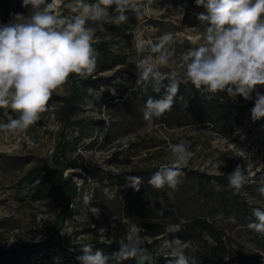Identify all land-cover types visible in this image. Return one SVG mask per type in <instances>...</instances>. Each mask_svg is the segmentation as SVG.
<instances>
[{
  "label": "rangeland",
  "instance_id": "obj_1",
  "mask_svg": "<svg viewBox=\"0 0 264 264\" xmlns=\"http://www.w3.org/2000/svg\"><path fill=\"white\" fill-rule=\"evenodd\" d=\"M22 2L0 0V25L9 23L16 13H29L30 7H22ZM75 2L63 0L58 11L63 16L75 15L70 7ZM145 5L147 0H138L142 13L139 19L129 11L126 23L105 24L113 36L109 41H104L98 22L88 21L86 26L96 28V36L99 37L93 40V47L99 53L95 71L90 75L70 76L62 90L53 93L48 110L41 119L25 132L6 134L0 130V253L7 252L3 264H78L75 257L81 254L79 249L82 245L92 244L94 249H100L101 242L117 243L130 223L137 225L124 216L123 194L130 190L138 193L150 186L148 180L157 168L172 163L170 145L176 143L185 142L190 146L191 157L182 167L216 174L211 165L220 163L219 170L226 176L237 165L247 169L248 182L252 185L245 195L251 203L264 209V196L257 198L260 194L258 189L264 184V118L251 119L255 92L251 100L227 94V99L236 109L246 105L251 107L244 113V125L240 127L239 134L226 139L208 127H175L162 123L156 117L149 124L143 118L144 107L127 110L124 102L130 98L127 93L123 99L118 98L120 90L115 86L104 84L99 89L88 86L79 90L82 79L90 76L110 77L119 70L135 74L131 60L137 56L132 44L136 34L155 43L165 32L173 33L175 43L170 47L174 49L177 60L161 69L165 72L181 71V54L195 48L197 43H203V26L196 14L205 9L198 7L195 0H153L151 5H147V10L143 7ZM114 7L109 9L113 16L116 15ZM98 48L116 60L114 69L97 72L103 60L102 51ZM76 84L79 86L77 101L73 103L75 107L71 109L68 121L62 108L64 99L75 90ZM110 88H115L116 95ZM257 90L264 94V85H258ZM4 112L13 117L19 115L10 109H0V124L6 122ZM237 148L247 152L249 158L241 159ZM46 164L69 180L71 199L63 200V193L49 198L41 195L43 197L38 199L40 195L36 190L41 181L38 170ZM66 170L70 172L67 177L64 176ZM129 176L142 177L139 191L129 186L126 179ZM183 176L180 178L183 187L177 186L175 190L167 185L163 187L178 204L182 222L199 215L201 210L200 201ZM85 195L92 197L89 206L84 202ZM88 207L99 208V216H94ZM64 209L67 210L66 218L59 220ZM145 234L148 235L146 230L141 233ZM148 237L150 243L146 246L153 254L162 241L168 239L164 236ZM184 244L185 249L194 254L201 250L198 243ZM201 262L214 263L208 255L202 257Z\"/></svg>",
  "mask_w": 264,
  "mask_h": 264
},
{
  "label": "clouds",
  "instance_id": "obj_2",
  "mask_svg": "<svg viewBox=\"0 0 264 264\" xmlns=\"http://www.w3.org/2000/svg\"><path fill=\"white\" fill-rule=\"evenodd\" d=\"M152 3L153 0H147V5ZM195 3L205 9L196 14L203 26V43H197L195 48L181 54V71L161 70L177 60L170 47L175 43L173 33L165 32L155 43L139 34L133 36L137 56L131 63L135 65L137 83L143 84L145 91L150 84L154 92L163 90L164 93L160 98H147L144 120L150 124L154 117L159 118L170 111L179 85L189 82L198 91L211 94L209 99L226 91L233 98L239 95L251 100L255 92L251 119L264 118V94L257 90L258 85H264V0H195ZM62 4L63 0H23L22 7H30L29 13H16L9 23L0 25V109L19 114L13 117L9 112L3 113L7 119L0 124V130L6 134L25 132L36 124L48 110L53 93L62 90L70 76H85L95 71L99 53L93 47V40L99 37L96 28L86 26L88 21L98 22L104 41H109L113 36L105 24L126 23L129 11L138 19L142 16L138 0H76L70 6L75 15L70 17L58 11ZM147 5L143 6L146 10ZM112 6H115L114 16L109 13ZM109 90L116 95L115 88ZM237 150L241 159L249 158L243 149ZM170 152L172 163L162 165L148 180L154 188L167 185L175 190L181 183L182 166L191 157L190 146L185 142L172 144ZM211 166L216 174H223L219 170L220 163ZM246 170L237 165L227 175L229 186L237 192L248 182ZM126 179L129 186L139 191L142 177ZM258 192L264 196V184ZM84 202L89 206L92 197L85 195ZM88 211L97 217L100 214L96 207H88ZM252 216L254 220L247 227L264 234V209L253 208ZM232 219L234 222L235 218ZM180 230V224L166 228L169 233ZM142 232H145L143 228L130 223L125 234L116 241L117 250L110 255L94 249L92 244H84L75 259L78 264H123L128 259H135L137 264H156V257L164 255L168 264H196L195 259L186 254L184 241L178 236L164 239L153 254L146 246L150 239L146 234L141 235ZM205 238L213 242L210 236Z\"/></svg>",
  "mask_w": 264,
  "mask_h": 264
},
{
  "label": "trees",
  "instance_id": "obj_3",
  "mask_svg": "<svg viewBox=\"0 0 264 264\" xmlns=\"http://www.w3.org/2000/svg\"><path fill=\"white\" fill-rule=\"evenodd\" d=\"M98 51H102L103 60L97 72L114 69L116 60H112L108 52L100 48ZM137 79L136 74L119 70L110 77L90 76L82 79L79 90L88 86L99 89L104 84L115 86L120 90L118 98L123 99L124 94H128L130 100L123 102L129 111L136 106L144 107L149 96L160 98L164 94L163 90L160 93L154 92L150 84L145 91V86L138 84ZM77 87L79 86L76 84L75 90L64 99L62 113L68 121L71 109L75 107L73 103L77 101ZM209 95L211 94L198 91L190 82L181 83L173 107L157 119L175 127H208L226 139L236 137L240 127L244 125V113L251 106L236 109L227 99L226 91L212 95L211 99L208 98ZM158 170L159 168L156 171ZM182 171L186 184L191 185L195 197L200 201L199 215L188 217L182 222L180 208L169 193L163 188L157 189L150 185L138 193L130 190L123 194L125 218L145 229L150 237L164 236L171 239L178 236L184 243H198L201 250L197 254L185 249L186 254L195 259L196 264H205L201 262V258L206 255L214 261L212 264H264V234L247 227L254 220L252 209L257 207L245 195L252 184L247 182L237 192L229 186L228 178L224 174H207L190 167H182ZM38 175L41 180L36 190L40 195L38 199L43 197L41 195L49 198L59 193H63V200L71 199L69 180L64 179L55 168L46 164L38 170ZM181 187L183 184L178 185V188ZM257 198L262 199L260 194ZM66 215L67 210L64 209L58 219L64 220ZM165 224H180L181 230L169 233ZM206 235L212 238V243L205 238ZM99 248L110 255L117 250L118 244L101 242ZM6 253H0V264H3ZM123 264H137V261L128 259ZM156 264H168V258L159 255L156 257Z\"/></svg>",
  "mask_w": 264,
  "mask_h": 264
},
{
  "label": "built area",
  "instance_id": "obj_4",
  "mask_svg": "<svg viewBox=\"0 0 264 264\" xmlns=\"http://www.w3.org/2000/svg\"><path fill=\"white\" fill-rule=\"evenodd\" d=\"M69 173H70L69 170H66L65 173H64V176L67 177L69 175ZM79 185H81V183H79Z\"/></svg>",
  "mask_w": 264,
  "mask_h": 264
}]
</instances>
